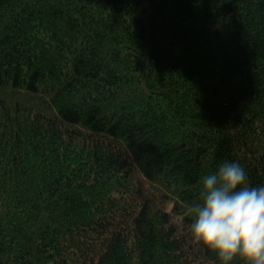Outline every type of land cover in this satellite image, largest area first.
Returning a JSON list of instances; mask_svg holds the SVG:
<instances>
[{
	"label": "trees",
	"instance_id": "obj_1",
	"mask_svg": "<svg viewBox=\"0 0 264 264\" xmlns=\"http://www.w3.org/2000/svg\"><path fill=\"white\" fill-rule=\"evenodd\" d=\"M225 160L264 186V0H0V264H221Z\"/></svg>",
	"mask_w": 264,
	"mask_h": 264
},
{
	"label": "clouds",
	"instance_id": "obj_2",
	"mask_svg": "<svg viewBox=\"0 0 264 264\" xmlns=\"http://www.w3.org/2000/svg\"><path fill=\"white\" fill-rule=\"evenodd\" d=\"M187 215L193 244L215 252L221 264L237 257L264 264V186H250L238 161L225 160L201 177Z\"/></svg>",
	"mask_w": 264,
	"mask_h": 264
}]
</instances>
